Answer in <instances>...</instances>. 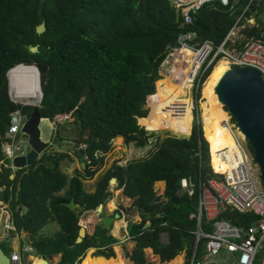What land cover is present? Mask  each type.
<instances>
[{"label": "trees", "instance_id": "trees-1", "mask_svg": "<svg viewBox=\"0 0 264 264\" xmlns=\"http://www.w3.org/2000/svg\"><path fill=\"white\" fill-rule=\"evenodd\" d=\"M234 1L231 0L233 9L220 2L208 3L193 15L192 26H184L182 11L170 0H0L1 201L9 205L17 233L29 234L36 258L60 255L59 264H80L86 253L96 248L97 256L106 263L121 264L119 259H106L114 256L113 246L118 241L109 236L101 219L103 208L113 199L109 191L112 180L134 200L142 219L129 228V236L136 242L130 256L134 264H149L147 249L160 256L162 264H170L184 252L188 260L192 258L200 195L206 180L215 177L209 166V148L211 166L217 172L212 161L216 124L212 123L211 107L228 122L229 117L212 91L208 99L203 96L207 100L203 98L201 107L204 131L196 126L191 135L192 98L182 96L194 85L196 65L194 57L186 58L183 50L174 58L185 79L176 87L161 90V100L152 103L153 117L142 120L148 115L142 108L155 96L161 83L160 69L177 48L181 34L194 32L200 43L211 41L219 46L249 7L246 19L254 18L262 27L245 28L240 48L250 39L264 42V22L260 18L264 0ZM43 23L47 32L39 35L37 29ZM32 47H38L39 53L33 54ZM21 65L36 66L40 71L44 94L40 113L51 129L54 122H60L57 139L68 138L61 129L72 121L69 124L78 133L77 143L87 147L81 153L89 167L85 176L66 175L62 163L72 159L71 154L51 149L33 167L16 172L12 169L4 154L11 115L20 111L29 119L35 109L15 104L10 96L8 74ZM212 70L202 83L207 78V83L213 80L218 71ZM88 86L90 92L84 96ZM139 119L147 131L139 125ZM233 123L236 124L234 120ZM228 128L232 130L230 123ZM163 132L191 137H157L147 157L126 166L116 164L98 182L94 194L85 190L83 180L94 178L114 141L119 144L123 138L127 145L148 148L154 134ZM250 151L253 153L251 148ZM184 179L194 185L193 196L182 192ZM160 182L167 184L165 196L155 191ZM73 200L80 207L75 212L66 207ZM117 214L122 217L120 212ZM223 219L236 226L255 221L250 214L231 212L224 213ZM53 223L59 225L60 231L52 237L41 236L44 228ZM147 224L150 227L145 229ZM202 227L203 231H211L205 221ZM82 229L86 237L78 243ZM163 235L167 236V244L162 242ZM204 242H200L198 254L203 252ZM0 246L8 256L13 253Z\"/></svg>", "mask_w": 264, "mask_h": 264}, {"label": "built area", "instance_id": "built-area-1", "mask_svg": "<svg viewBox=\"0 0 264 264\" xmlns=\"http://www.w3.org/2000/svg\"><path fill=\"white\" fill-rule=\"evenodd\" d=\"M170 1L182 11L184 26H192L193 15L208 3L220 2L226 7L234 8L231 0ZM239 1L235 0L234 4ZM253 1L251 0V3ZM248 9L249 7L246 11ZM246 11L238 18L230 34L219 46L211 41L200 43L194 32L183 33L179 36L178 46L170 55L174 56L173 53L177 54L181 50L193 54L196 65L195 73L193 72L194 83L197 81L202 85L206 73L211 68L214 69L222 60L227 61L231 69H254L262 75L264 80V42L250 39L243 48H240V41L243 40L242 31L247 28L245 22L249 23L245 17ZM236 34L239 38H235ZM12 97V101L17 104V99L13 95ZM27 121L28 118L20 111L11 115L10 128L6 134L7 143L4 146V154L11 164L18 153H22L23 145L27 143L23 140L27 138L23 133ZM230 125L232 131L233 128L237 129V126L231 123ZM237 142L246 159V162L241 164L237 170L232 174L222 175L215 172L210 165L215 177L206 180L200 195L198 231L195 233L196 243L193 256L188 260L189 264H223V259L227 257L234 258L233 264H264V185L261 180V169L255 163L253 153H250L247 146L238 139ZM78 150L82 153L87 150V147L80 146ZM182 192L190 196L194 194V185L187 179L182 180ZM227 212L250 214L255 217V221L251 225L236 226L223 219V214ZM204 221L205 224L211 226V231H203ZM4 225L8 234L17 233L10 212L5 213ZM202 240L205 241L204 250L198 254ZM23 251L27 254L35 253L31 246H27ZM11 263L22 264V255L12 254Z\"/></svg>", "mask_w": 264, "mask_h": 264}, {"label": "rangeland", "instance_id": "rangeland-1", "mask_svg": "<svg viewBox=\"0 0 264 264\" xmlns=\"http://www.w3.org/2000/svg\"><path fill=\"white\" fill-rule=\"evenodd\" d=\"M260 18L264 22V12L260 13ZM245 25H247V27H255V26L262 27V25L260 23H258L257 20H255V21L249 20V23L246 21ZM235 38H239L238 34H236ZM173 55L175 56L176 53H173ZM174 56L169 54V57L167 58V60L162 65V68L160 69L161 83L158 87V90L156 91L155 96H153L150 99L149 103L143 106L142 111L149 113L148 106L155 101L161 100V97H159L158 95L160 94V92L163 88H165V87H167V88L176 87L185 79L186 75L182 71H180L179 69L176 68V62H175ZM193 57L191 55L186 54V58H193ZM219 64L217 65V68L215 69V71L219 70V68L221 66ZM207 81H208V78L206 79V81H204L202 83V85L198 84L196 81L192 87L185 90V92L182 96L183 99L189 98L191 100V98H192L193 118L194 119H193V126H192L191 135L193 134L196 126L200 127L204 131V129H203V118H202V108H201L202 104L204 103V99H203V95H202V89L206 85ZM10 94L12 97L13 94L11 92H10ZM17 104L24 105V106L35 105L32 103H28L27 101H24V100L21 102H18ZM223 110H224V108H223ZM228 117H229V122H228V118H226V117H224V118H225V123H226V131L229 133L230 131H232V130H229V128H228L229 123H231L235 126H236V124L233 123V119H231L229 114H228ZM140 120L141 119H139V125L141 127H143L140 124ZM142 120H146V119H142ZM69 122H72V121H68V123L65 124L64 126L62 125L63 127L61 129L63 136L65 135L68 138H66L64 136L65 139L59 141V139H57V132H58L60 122L59 121L54 122L52 124L53 128L51 129V125L48 126L47 125L48 122L44 120L43 125L41 124V131H42V136H43L42 139L44 142H51L53 139V133H54V131H56L54 144H53L55 146L54 149H56L55 151L68 153V154H71V156H72V159H67L62 163L63 172L66 175H68L70 178L77 176V175H84L85 176V172L89 167H87V165H85V169L83 168V163L85 161L84 162L80 161V157H79L78 152H80V154H81V151L78 150V148L80 147V145L77 143V140L79 138L78 133H77V131H75L73 129V125L69 124ZM143 128L146 129V127H143ZM146 131H147V129H146ZM215 131H216V129H215ZM233 131L235 134L238 135V136L236 135L238 141L246 144L247 148L249 149L248 144L246 143L245 139H243L244 136H242L238 132V129L233 128ZM154 136H155V138H152L150 141L151 145H149L148 148H141V149L136 148L134 145H127L123 138H122L121 145H118L114 141L112 151L104 157L103 166L96 173L94 178L92 180H83L85 190L89 193H94L97 189L98 182L116 164H118L120 166H126L128 164V162H130L132 160L147 157L148 154L153 151L157 137H160L163 139V138H166L168 136H171V137L181 139V140L189 139L191 137V136H188L187 138H179L178 136H176L172 133H168V132H163L160 135L154 134ZM27 139L28 138H23L24 141H27ZM215 141H216V134L214 133L213 140L211 141V150L212 149L214 150V147L216 146V144L218 145V143ZM249 151H250V149H249ZM250 153L252 154L251 151H250ZM212 154H213V151H212ZM18 155H21V154L18 153ZM98 156L100 158L101 155L98 154L97 157ZM213 160H214V158L212 157V161ZM209 164H210V162H209ZM91 168L96 169L95 166H91ZM0 170H1V168H0ZM166 189L167 188H166L165 184L164 185H158V183H157L155 185V191L157 192V194L159 196H165ZM109 191L112 193L113 199L111 201H109L105 205V207L103 208L102 213H101V219L104 220V219L112 218L114 220L113 222H110L111 224H110V226H108V229H109L108 234H109V236L115 238L118 241V243L113 246L114 256L111 257L110 259H114V260L119 259L121 264H134L131 261L130 256L133 254V252L136 248V242H134L131 239V237L129 236V228L131 225H133L135 223H141L142 219L140 217V213H139L138 209L136 207H134V200L125 196L124 191L120 190L118 188V184H116V185L110 184V190ZM117 212H120L122 215L121 219H119V220H116V216L118 215ZM4 224H5V215H3V213L0 211V244L3 247H5L8 251L12 250L13 253L19 252L22 255V264L38 263V260H40V258H36V253L27 254L23 251L27 246L30 245V237L28 236V234L22 233L20 236L17 233L8 234L6 229H5ZM59 231H60L59 225L53 223V224L48 225L46 228H44V230L41 232L40 235L43 237H52L56 233H58ZM26 236H28L29 238ZM162 241L164 242V244L167 243L168 239H167L166 235L162 236ZM150 250H152V249H150ZM89 251L86 253L83 260L89 254ZM13 253H9V257H11ZM97 253H98V249L93 248V252L91 253V256L96 259L97 264H108L101 257H98ZM180 256H183V264H187V262H188L187 253L184 252ZM145 257H146V260L149 264H162L160 256L155 255L153 250L150 252L145 250ZM54 258H55L54 259L55 263L59 264L61 256L59 255V256L54 257ZM83 260L81 261L80 264H82ZM173 261L170 264H174Z\"/></svg>", "mask_w": 264, "mask_h": 264}, {"label": "water", "instance_id": "water-1", "mask_svg": "<svg viewBox=\"0 0 264 264\" xmlns=\"http://www.w3.org/2000/svg\"><path fill=\"white\" fill-rule=\"evenodd\" d=\"M47 32L46 23H43L37 29L39 35H43ZM33 54L39 53L38 47L30 48ZM25 66V65H21ZM19 67V66H18ZM16 67V68H18ZM35 67L39 73L40 88H41V100L36 105H33L35 109L31 113L23 133L27 136V143L24 145L22 153L17 157L14 162L15 170H22L26 168L33 167L39 158L50 149L53 145V141L56 135L54 131L53 139L51 142H44L42 139L41 124L43 122L40 105L42 103L44 94L41 86V74L39 69ZM15 68V69H16ZM13 69V70H15ZM8 74L9 88L11 89L10 74ZM157 88V85H156ZM90 92V86H88L84 92V96H87ZM216 94L223 104L224 110L229 114V116L236 122L237 129L239 133L244 136L248 147L253 150V157L255 163L261 169V180L264 185V80L262 75L254 69H231L228 70L225 75L221 78L218 86L216 88ZM31 105V104H30ZM155 104H150L148 106V115L144 119H149L153 117L155 110ZM209 156L210 148H209ZM85 156H82L80 161L84 162ZM85 162L83 163V168L85 169ZM15 175L11 177L14 179ZM164 183L167 187V184ZM112 185H116L117 181L112 180ZM72 212L79 210L80 207L76 205L75 200L70 204H66ZM120 219V215L116 216V220ZM112 218L102 220L105 226H110V222H113ZM150 224H147L145 229L149 228ZM86 237V230L82 229L80 232V237L78 243H82L83 239ZM91 250V249H90ZM106 258V257H104ZM54 257H47L46 259H40L38 263L35 264H58L55 263ZM110 259V258H106ZM0 264H12L11 258L5 253V251L0 246Z\"/></svg>", "mask_w": 264, "mask_h": 264}, {"label": "bare ground", "instance_id": "bare-ground-1", "mask_svg": "<svg viewBox=\"0 0 264 264\" xmlns=\"http://www.w3.org/2000/svg\"><path fill=\"white\" fill-rule=\"evenodd\" d=\"M186 54L191 55L193 57V54H191L190 52H186ZM219 63L218 64L221 66L218 72L214 75L213 80L208 82L207 85L205 86L203 91V96L208 99L212 95L211 93L213 91L216 100L223 108V104L220 102L216 94V88L221 78L225 75V73L228 70H230V67L228 62L225 60H222ZM216 68L217 66L213 69L214 72ZM10 81H11V93L14 95V97L17 99L18 102H21L23 100L32 104H38L40 102L41 100L40 80H39L38 70L35 67H28L26 65L19 66L18 68H16L11 72ZM208 109L210 111L209 106ZM211 111L213 113V116ZM211 111L210 114L212 116V123L216 124L215 142L218 143V145L216 144L213 150V158H214L213 165L215 166L217 172L218 173L220 172V174L222 175L232 174L235 170L238 169V167H240L241 164H244L246 162V159L244 157V154L242 153V149L240 148L237 142L235 133H233V131H230L229 133L226 131L225 118L222 117L221 113L215 110L213 107H211ZM43 123L44 120L42 122V125ZM118 145H121V143H119ZM158 185H164V183H158ZM147 251L150 252L151 250L147 249ZM92 252L93 249L89 251V254L83 260L82 264H97L96 259L91 256ZM173 263L183 264V256H178L173 261Z\"/></svg>", "mask_w": 264, "mask_h": 264}, {"label": "crops", "instance_id": "crops-1", "mask_svg": "<svg viewBox=\"0 0 264 264\" xmlns=\"http://www.w3.org/2000/svg\"><path fill=\"white\" fill-rule=\"evenodd\" d=\"M250 20H254V21H255L256 19L253 18V19H250ZM45 121L48 122L47 125L49 126V125H50L49 121H48V120H45ZM53 131H54V130H53ZM42 138H43V136H42ZM54 139H55V138H54ZM24 142H25V141H24ZM24 144H25V143H24ZM53 144H54V141H53ZM23 146H24V145H23ZM81 146H82V145H81ZM54 147H55V146L52 145V146L50 147V149H51V150H56V149H54ZM78 153H79V157H80V159H81V154H80V152H78ZM20 154H21V153H20ZM19 156H20V155H18L17 157H19ZM17 157H16V158H17ZM16 158H15V159H16ZM15 159H14V160H15ZM11 167H13L12 169L14 170V172L17 171V170L15 171L13 163L11 164ZM0 168H1V170H0V172H1V171H2V168H3V164L0 165ZM166 188H167V187H166ZM2 191H3V190L0 189V211L3 213V215H5L6 212H8V213L10 212V213H11V211H10L9 205H7V204L4 203L3 201H1V198H2V195H1L2 193H1V192H2ZM95 192H96V191H95ZM95 192H94V193H95ZM94 193H92V194H94ZM11 215H12V213H11ZM120 219H121V216H120ZM118 220H119V219H118ZM12 234H13V233H12ZM17 234H18V233H17ZM23 234H27V233H23ZM20 235H21V234H19V236H20ZM28 236H29V234H28ZM28 236H26V237H28ZM28 238H29V237H28ZM162 242H163V241H162ZM163 243H164V242H163ZM165 244H167V243H165ZM30 245H31V243H30ZM30 245H29V246H30ZM31 246H32V245H31ZM151 251H152V250H151ZM15 253H19V252H15ZM186 253H187V252H186ZM13 254H14V253H13ZM10 258H11V257H10ZM187 258H188V257H187ZM233 259H234V258H228V257H227V258H224V259H223V264H233V262H234Z\"/></svg>", "mask_w": 264, "mask_h": 264}, {"label": "flooded vegetation", "instance_id": "flooded-vegetation-1", "mask_svg": "<svg viewBox=\"0 0 264 264\" xmlns=\"http://www.w3.org/2000/svg\"><path fill=\"white\" fill-rule=\"evenodd\" d=\"M210 157V156H209ZM211 165V158H210V164H209V166Z\"/></svg>", "mask_w": 264, "mask_h": 264}, {"label": "clouds", "instance_id": "clouds-1", "mask_svg": "<svg viewBox=\"0 0 264 264\" xmlns=\"http://www.w3.org/2000/svg\"><path fill=\"white\" fill-rule=\"evenodd\" d=\"M10 92H11V90H10ZM250 149V148H249Z\"/></svg>", "mask_w": 264, "mask_h": 264}]
</instances>
